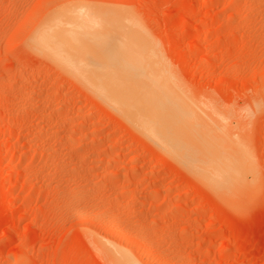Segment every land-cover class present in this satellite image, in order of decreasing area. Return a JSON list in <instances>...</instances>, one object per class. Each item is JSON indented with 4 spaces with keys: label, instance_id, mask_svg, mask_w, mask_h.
Masks as SVG:
<instances>
[{
    "label": "rangeland",
    "instance_id": "obj_1",
    "mask_svg": "<svg viewBox=\"0 0 264 264\" xmlns=\"http://www.w3.org/2000/svg\"><path fill=\"white\" fill-rule=\"evenodd\" d=\"M112 252L264 264V0H0V264Z\"/></svg>",
    "mask_w": 264,
    "mask_h": 264
},
{
    "label": "bare ground",
    "instance_id": "obj_2",
    "mask_svg": "<svg viewBox=\"0 0 264 264\" xmlns=\"http://www.w3.org/2000/svg\"><path fill=\"white\" fill-rule=\"evenodd\" d=\"M63 29H65V28H63ZM63 29H61V30H59V32L60 31H65V30H63ZM46 32V31H45ZM58 32V33H59ZM48 33V32H47ZM61 34V33H60ZM58 35V34H57ZM47 41H49L48 39H44V43H47ZM60 45V44H59ZM52 46V45H51ZM53 49H55V48H53ZM100 88V87H99ZM112 88V87H111ZM115 89V88H114ZM111 90V89H110ZM121 92V91H120ZM94 93H96V92H94ZM121 95H122V93H120ZM99 96V95H98ZM59 104V103H58ZM95 107V106H94ZM91 109V108H90ZM77 142V141H76ZM149 172V171H148ZM181 206V205H180ZM212 229V225H206L205 227H204V231H209V230H211ZM108 251H110V250H108ZM113 251H115V250H113ZM109 253V252H108ZM112 254V259L110 260V261H112L113 263H114V261H115V264H133L132 263V261H129L128 259H126V258H124L123 256H121L119 253H117V252H112L111 253ZM123 254V253H122ZM110 255V254H109ZM109 255L107 254V256L109 257ZM25 258V257H24ZM110 259V258H109ZM24 260L23 259H20V258H15L13 261H12V263L13 264H22V263H26L25 261L23 262ZM29 261V260H28Z\"/></svg>",
    "mask_w": 264,
    "mask_h": 264
}]
</instances>
